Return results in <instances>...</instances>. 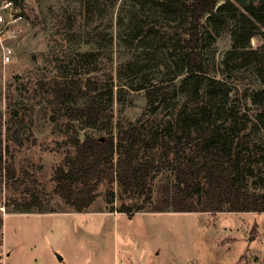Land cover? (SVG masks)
Returning a JSON list of instances; mask_svg holds the SVG:
<instances>
[{"label":"rangeland","instance_id":"obj_1","mask_svg":"<svg viewBox=\"0 0 264 264\" xmlns=\"http://www.w3.org/2000/svg\"><path fill=\"white\" fill-rule=\"evenodd\" d=\"M66 1L71 6L75 3L28 0L26 34L12 61H0V264H264V211H110L104 183L91 205L76 211L53 192V169L65 154L73 152L70 137L74 130L64 115L54 117L50 104L40 100L36 80L51 73L46 60L48 37ZM111 1L115 6L104 11L103 25L108 22L106 31L112 33V73L115 75L119 61L135 57L148 81L160 83L183 76L185 69L173 48L185 25L183 6L167 11L155 0H107ZM218 15L213 26H209L207 15L203 18V87L216 79L230 100L237 97L245 102L250 121L241 143L248 147L259 144L258 152L264 153V113L245 97V90L264 89V54L226 60L235 18L228 17L225 10ZM250 45H261L264 53V41L257 37L250 39ZM128 96L130 104L115 103L117 116L126 123L140 118L139 123L149 127L155 120L174 115L183 103L190 111L197 103L184 90L163 100L150 114L145 110L144 90L130 91ZM212 102L208 99L209 107ZM14 107L19 116L13 114ZM143 147L144 155L157 156L156 149ZM7 159L14 163L18 177L9 184L4 172ZM259 166L257 179L263 184L264 160ZM171 179L168 171L153 177V203L161 184ZM113 189L114 207L142 202V195L133 199L117 181ZM30 192L45 201L43 211H8L15 198ZM145 204L150 207L149 202Z\"/></svg>","mask_w":264,"mask_h":264},{"label":"trees","instance_id":"obj_2","mask_svg":"<svg viewBox=\"0 0 264 264\" xmlns=\"http://www.w3.org/2000/svg\"><path fill=\"white\" fill-rule=\"evenodd\" d=\"M74 1L73 6L64 2L48 37L46 60L51 73L36 80L40 100L50 104L54 117L64 115L74 130L70 137L73 152L65 154L53 169V192L76 211L87 209L104 183L110 211L263 212L264 183L257 178L264 153L258 152L259 144L248 147L241 143L250 121L247 106L237 97L230 100L216 79L203 87L200 44L205 15L213 26L225 10L228 17L235 18L226 60H244L249 54L262 57L261 45L252 47L250 39L264 41V0H224L218 6L219 0H155L167 11L183 6L185 16L182 34L173 47L178 50L184 74L160 83L148 81L135 57L119 61L115 75L112 73V33L106 31L108 22L103 23L104 11L113 8L114 2ZM140 90H144L145 110L150 114L163 100L184 90L197 103L191 111L183 103L174 115L155 120L150 127L139 123L140 118L126 123L117 116L115 103L130 104L128 92ZM246 96L263 114L264 89L245 90ZM208 99L213 100L211 107ZM13 112L19 116L16 107ZM143 146L156 149L157 156L144 155ZM160 171H168L172 179L161 184L153 203L151 183ZM4 172L7 183L18 179L12 160H6ZM115 181L133 199L142 195V202L114 207ZM45 204L41 196L30 192L15 198L8 211H43Z\"/></svg>","mask_w":264,"mask_h":264},{"label":"built area","instance_id":"obj_3","mask_svg":"<svg viewBox=\"0 0 264 264\" xmlns=\"http://www.w3.org/2000/svg\"><path fill=\"white\" fill-rule=\"evenodd\" d=\"M28 0H0V61L7 64L16 53L18 42L25 36Z\"/></svg>","mask_w":264,"mask_h":264},{"label":"water","instance_id":"obj_4","mask_svg":"<svg viewBox=\"0 0 264 264\" xmlns=\"http://www.w3.org/2000/svg\"><path fill=\"white\" fill-rule=\"evenodd\" d=\"M81 137H83V134L81 135Z\"/></svg>","mask_w":264,"mask_h":264}]
</instances>
